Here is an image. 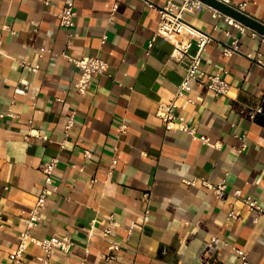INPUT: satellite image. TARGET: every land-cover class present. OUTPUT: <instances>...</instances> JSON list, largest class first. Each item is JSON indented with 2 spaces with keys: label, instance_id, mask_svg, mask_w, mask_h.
<instances>
[{
  "label": "crops",
  "instance_id": "1",
  "mask_svg": "<svg viewBox=\"0 0 264 264\" xmlns=\"http://www.w3.org/2000/svg\"><path fill=\"white\" fill-rule=\"evenodd\" d=\"M45 1L0 0V264L15 250L25 227L22 211L34 205L44 183L42 167L54 157L57 189L30 233L68 237L72 247L54 250L44 263L43 250L29 245L22 264H79L84 257L86 264H243L232 247L246 253L245 264H264V214L254 222L240 200L221 202L200 183L185 182L226 178L229 191L240 190L264 206V113L251 121L236 111L261 101L264 68L248 54L262 58L264 46L245 34L239 53L226 56L223 46L239 31L209 9L184 14L212 37L202 68L220 71L230 84L228 95L194 86L187 92L193 102L177 100L194 138L165 129L155 115L159 104L175 98L185 73L171 58L170 42L155 37L159 9L168 0H151L155 8L146 0H73L69 54L107 63L84 94L74 89L78 69L55 55L66 48L58 19L65 0ZM229 1L246 3L244 13L264 23V0ZM40 48L52 53L39 57ZM22 61L38 65L37 72ZM72 111L75 124L66 137ZM232 207L239 219L227 218ZM110 216L115 225L109 238L118 250H110L104 237Z\"/></svg>",
  "mask_w": 264,
  "mask_h": 264
},
{
  "label": "built area",
  "instance_id": "2",
  "mask_svg": "<svg viewBox=\"0 0 264 264\" xmlns=\"http://www.w3.org/2000/svg\"><path fill=\"white\" fill-rule=\"evenodd\" d=\"M48 1L49 0H46L45 3H48ZM220 1L234 7L240 12H245L246 3L233 6L229 0ZM146 2L150 7L155 8V5L151 0H146ZM204 9H209L213 18L222 19L225 23L234 26L239 31V36H231V41L223 46L222 52L226 56L239 53L238 44L240 36L245 34H249L253 39H256L260 45L264 46L263 34L217 11L200 0H182L181 4H177L174 2V0H168L167 4L159 9L160 22L158 24L155 37H161L170 42L172 45L171 58L184 65L185 73L177 87L175 98L168 103L159 104L155 115L157 118H159L165 129L185 131L194 136V138L196 135V130L186 122L185 118L181 114H179L177 100L186 98L189 102H193L192 99L187 98V92L191 91L194 86L199 88H207L215 96L228 95L230 90V84L224 79L220 71L215 73H207L202 68V55L206 50L207 44L212 41L211 35L197 29L184 19L185 13H193ZM75 16L76 11L73 0H65L58 13V19L59 25L64 28L67 33L66 48L60 54L55 55H60L67 59L78 69L79 78L74 85V89L79 94H84L91 80L105 72L107 63L105 60L97 56H83L76 58L69 54L68 50L71 48V38L74 36L73 28L75 26ZM217 28L219 27L214 25V29ZM225 34L228 36L231 35L229 31H225ZM105 41L106 36H103L102 44H104ZM152 45L153 42L150 43L149 47H152ZM46 51L52 53V51L49 49L40 48L38 50L39 57L43 56L44 52ZM248 57L252 58L259 66L264 68V57H252L250 54H248ZM21 64L24 67L29 65L26 61H22ZM38 68V65L31 66V70L33 72H37ZM263 101L264 86L262 87V98L258 104L255 106L239 105L236 107V111L240 116L253 121L257 118V116L263 113ZM8 115L13 116L11 112H9ZM1 117H3L2 114H0V118ZM74 124L75 111H72L68 114L64 126V134L66 137L69 135ZM30 133L32 134V132ZM199 139L206 144H211L209 139L204 136H200ZM240 140L241 147L244 149L246 147L245 134L240 137ZM61 147H64V143L61 144ZM89 155V151L84 152L85 157H88ZM57 163L58 158L54 157L42 167L44 183L41 193L37 197L32 207L28 208V210L22 211V213L25 215L22 219L25 227L19 233L18 244L15 250L8 255L7 264H22L29 245H35L43 250L44 255L39 259L44 263L49 262L54 250L61 249L65 252H69L72 247V242L68 237L49 236L45 238H36L30 233L31 229L34 228L41 219L48 196L57 189V187L53 185V173ZM114 165L115 160L112 163V167ZM185 182L189 185L200 183L207 189L211 190L214 197L221 202H225L229 196L240 200L248 211L254 213V222H256L259 217L264 214V206H262L251 196L243 197L240 190L229 191L226 178H223L217 182H210L205 178H193L192 180H186ZM143 198L145 201H148L149 193L145 192L143 194ZM1 214L2 212L0 211V219ZM227 218L231 220L239 219L240 214L235 212L232 207L227 214ZM148 220L149 210L147 209L145 211L144 222H147ZM114 225L115 220L113 219V216H110L109 227H107V229L104 231V237L108 239L110 243V250H118L120 246L118 242L109 238L112 226ZM214 241L215 238H212L211 242ZM232 249L242 261V263L245 264L247 261L246 253L236 247H232ZM88 252L89 251L87 249L85 253L87 254ZM79 264H86L85 257Z\"/></svg>",
  "mask_w": 264,
  "mask_h": 264
},
{
  "label": "water",
  "instance_id": "3",
  "mask_svg": "<svg viewBox=\"0 0 264 264\" xmlns=\"http://www.w3.org/2000/svg\"><path fill=\"white\" fill-rule=\"evenodd\" d=\"M206 5L216 9L217 11L231 17L232 19L242 23L245 26H248L257 32L264 35V23L259 22L250 16H248L246 13L240 12L234 7L227 5L220 0H200Z\"/></svg>",
  "mask_w": 264,
  "mask_h": 264
},
{
  "label": "trees",
  "instance_id": "4",
  "mask_svg": "<svg viewBox=\"0 0 264 264\" xmlns=\"http://www.w3.org/2000/svg\"><path fill=\"white\" fill-rule=\"evenodd\" d=\"M263 113H264V104H263Z\"/></svg>",
  "mask_w": 264,
  "mask_h": 264
}]
</instances>
